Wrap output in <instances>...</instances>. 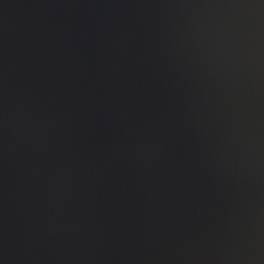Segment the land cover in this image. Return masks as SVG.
Segmentation results:
<instances>
[{
    "label": "water",
    "instance_id": "95a60500",
    "mask_svg": "<svg viewBox=\"0 0 264 264\" xmlns=\"http://www.w3.org/2000/svg\"><path fill=\"white\" fill-rule=\"evenodd\" d=\"M0 264H264V0H0Z\"/></svg>",
    "mask_w": 264,
    "mask_h": 264
}]
</instances>
